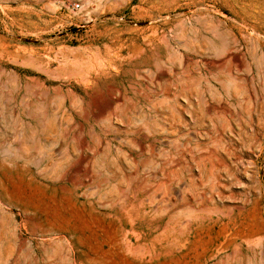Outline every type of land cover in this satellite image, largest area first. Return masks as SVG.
<instances>
[{
  "label": "rangeland",
  "instance_id": "1",
  "mask_svg": "<svg viewBox=\"0 0 264 264\" xmlns=\"http://www.w3.org/2000/svg\"><path fill=\"white\" fill-rule=\"evenodd\" d=\"M0 264H264V0H0Z\"/></svg>",
  "mask_w": 264,
  "mask_h": 264
},
{
  "label": "bare ground",
  "instance_id": "2",
  "mask_svg": "<svg viewBox=\"0 0 264 264\" xmlns=\"http://www.w3.org/2000/svg\"><path fill=\"white\" fill-rule=\"evenodd\" d=\"M230 54H231V53H230ZM234 55H235V54H234ZM234 55H233V56H234ZM233 56H231V57H233ZM238 57H239V56H238ZM233 58H234V57H233ZM235 59H236V58H235ZM239 59H240V57H239ZM240 61H241V60H240ZM224 62H225V61H224ZM221 63H222V62H221ZM222 64H223V63H222ZM164 71H165V70H164ZM230 71H231V70H230ZM160 73H161V72H160ZM162 73H164V72H162ZM162 73H161V74H162ZM165 73H166V71H165ZM221 107H223V105H222ZM208 110H209V109H208ZM218 113H219V112H218ZM20 137H21V136H20ZM19 150H20V148H19ZM3 195H4V194H3ZM4 199H5V198H4ZM2 202H3V201H2ZM11 204H12V203H11ZM3 205H4V204H3Z\"/></svg>",
  "mask_w": 264,
  "mask_h": 264
}]
</instances>
